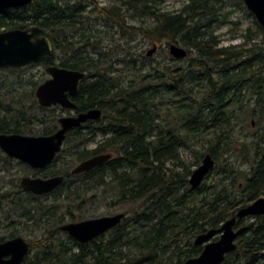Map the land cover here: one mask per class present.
<instances>
[{
    "label": "trees",
    "instance_id": "obj_1",
    "mask_svg": "<svg viewBox=\"0 0 264 264\" xmlns=\"http://www.w3.org/2000/svg\"><path fill=\"white\" fill-rule=\"evenodd\" d=\"M164 1L112 0L101 5L98 0H32L0 10V31L39 25L51 38L53 51L36 63H56V50L60 49L63 59L59 65L86 72L74 99L81 110L100 107L101 121L91 123L90 135L77 132L75 138L85 143L98 131L107 133L109 125L114 136L93 150L83 148L81 158L111 144L119 160L144 165L139 179L137 176L119 183V201L132 206L117 225L86 242L73 237L71 244L53 239L36 253L31 264H181L198 254L201 246L193 244L179 252L174 245L180 237L193 239L219 226L238 208L264 194V47L246 45L251 35L264 34L263 26L256 18V28L253 33L248 28L247 39L224 45L209 26L229 2L246 8L244 0H185L177 11L165 9ZM90 11L103 18L104 30L90 18ZM115 26L122 33L126 28L122 37L127 43L130 34L142 32L146 40L165 41L168 50L172 42L181 44L188 54L176 57L165 50L167 56L180 63L146 69V59L139 64V58L148 59L147 51L144 55L140 48L124 49L117 54L113 50L116 46L102 43L109 35L107 27ZM110 36L113 39V34ZM254 62L255 69L246 68ZM27 94L34 97L33 91ZM247 94L255 96L253 114L258 119L254 118L257 127L242 156L243 162L251 164L244 171L245 180L239 179L243 170L229 166L226 158L214 182L208 184L205 180L211 169L202 183L191 185V165L183 160L182 149L208 135L206 151L196 155V162L207 153L216 161L226 153L231 157V150L239 152L231 141L241 113L237 106L243 105ZM166 161H172L168 172L162 170ZM155 163L160 170L149 173L158 166ZM105 173L103 164L84 172L87 177L78 196L107 183ZM128 185L133 188H126ZM82 218L74 215V219ZM242 222L248 229L221 264H261L264 213L248 216Z\"/></svg>",
    "mask_w": 264,
    "mask_h": 264
},
{
    "label": "flooded vegetation",
    "instance_id": "obj_2",
    "mask_svg": "<svg viewBox=\"0 0 264 264\" xmlns=\"http://www.w3.org/2000/svg\"><path fill=\"white\" fill-rule=\"evenodd\" d=\"M48 64H58V63H48ZM48 64H46V66ZM16 68H20V67H16ZM47 78H45L43 81H45ZM24 81H20L18 85L15 84L11 87H13L14 90L16 91H19V93H21L22 91H20L21 89L20 87L23 86L22 83ZM28 81L29 80H27L26 82ZM43 81H41L40 83H42ZM38 85L35 88V96L38 100V107L52 108L55 106H60L61 108H63L61 113L59 111L44 112L43 115L41 116L35 115V112H31V111H27V112L21 111V112L13 113L11 109L16 110V109L28 108L27 105L24 106V104L22 103L13 104V105L12 103H15L16 101L24 102L30 99L31 98L30 95L27 94L29 92H27L28 90L25 89L23 95H19V94L17 95L14 94V92L11 91L10 89L6 90V86L9 85L0 83V102L5 103V104L0 103V138L2 136H10V135H20V136L52 135L55 132H57L58 129L61 128V121H60L61 117L66 115H78L80 112L88 110V109L81 110L78 108V104L74 99L78 90L73 96H70L71 99L76 103V106L74 107H65L59 103L51 104V105H43L40 103L36 95V89ZM30 92L32 91L30 90ZM30 113H32L33 115H30ZM108 114L112 115V113H108ZM100 119L101 116L89 118L83 121L80 125L68 129L66 132V136L60 145V149L56 151L54 157L50 161H48L43 165L41 164L33 165L29 161L16 155V153L15 154L10 153L8 149L5 147L7 145L12 148H17V147H22V145L26 146L27 143L16 141L13 138L12 139L4 138L3 143L0 140V264H10L9 262L12 259L18 258L20 256V253L23 251L25 245H27L28 249L23 253L22 256L23 258L16 264H31L36 253L42 250L45 246H49V244H51L50 242L53 239L60 238L61 240H65L67 244H71L74 242L72 239L75 237L71 235L69 231L63 229L62 225L69 222L81 220V219H74L75 214L72 210L75 209L74 206L76 205V203L69 201V203H67L66 205L67 207L65 208V211H62L61 208L59 207L60 202H58V200L63 198H71V197H73V199L80 198V196H78L80 177L81 174H83L86 171L74 172L73 169L77 164H79L81 160L98 153H108L110 156L107 158V160L95 166L92 169H95L96 167L103 164L106 172L105 173L106 182L107 183L110 182L111 184H113L112 185L113 187H116V189L120 190L119 196H121L122 194L121 185H119L121 180L125 181L127 179H135L137 176L138 179L140 178L142 174V169L144 168L143 163L130 164L128 160L126 161L119 160L117 149L111 144L107 145L105 150L101 152H97L85 158H81L80 145H84V143H79L80 139L75 138L76 137L75 133L82 132L85 135L86 134L90 135L91 132L93 131V129L91 128L93 127L91 126V123L94 124L95 122L96 124ZM37 124H40L41 127L39 128L34 127V125ZM106 125H108L107 119H106ZM108 127H109V131L107 133H104L105 137L99 140L97 145L100 142H102L104 139L106 140L108 139L109 141L114 136V132L111 126L109 125ZM96 146L94 148H96ZM76 161L79 162L76 164ZM168 163L171 165V168L167 167L166 164ZM155 165L158 166H156V168L154 167L153 170L149 169V173H153L154 171L160 170L159 164L155 163L154 166ZM163 169H165L167 172L169 171L168 169L171 170L172 161H166L165 164L162 166V170ZM194 169L193 170L191 169V174L194 171ZM191 174L188 178L190 184H191L190 182ZM58 175H63L64 179L56 187H54L49 191L35 192L32 189L26 188L23 184V180L26 177L46 179ZM202 181H204V179ZM129 187H132V185H128L126 188ZM137 187L139 188L138 185ZM117 202L120 203V201ZM240 208H238L235 214H233L229 218L236 216V221L232 225V228L234 230H237L242 226H245V229H243L241 233L237 235V237L235 238L234 242L236 244V247L227 251L225 253L224 258L226 257L227 254L233 252L237 248L238 238L241 235H243L244 232H246L248 229V225L244 224L242 220L248 216H255V215H245L243 217L238 216L237 214ZM118 212H124L126 215L125 211H117L115 213ZM223 222L219 226L210 227L206 231H202L198 233L196 237L193 239L187 238L182 245H181V240H179L178 244L174 246L178 248L179 252L188 250L189 248L192 247L193 244L201 246V251L198 254H195L190 257L198 256L203 251L205 245L208 242L218 240L220 238L222 230L216 232L210 238L201 240L199 242L196 241L198 235L201 233H205L212 228L220 227L223 224ZM108 230L104 231L103 233L107 232ZM223 260L219 264H221Z\"/></svg>",
    "mask_w": 264,
    "mask_h": 264
},
{
    "label": "water",
    "instance_id": "obj_3",
    "mask_svg": "<svg viewBox=\"0 0 264 264\" xmlns=\"http://www.w3.org/2000/svg\"><path fill=\"white\" fill-rule=\"evenodd\" d=\"M32 0H0V9L7 7H17L29 4ZM247 7L254 13L257 20L264 28V0H244ZM157 49V44L147 50L151 55ZM53 51V42L51 38L43 33V28L39 25L30 27H15L0 31V68L21 67L29 63L36 62L42 57ZM169 51L176 57H183L188 54V49L176 42L169 45ZM46 70L50 76L40 83L36 89V95L43 105L61 104L65 107L76 106L75 101L71 99L77 90L80 80L85 76V71L61 66L58 64H48ZM102 114L100 107H92L87 111L80 112L78 115H66L60 118L61 128L52 135L42 136H20L10 135L2 136L4 138L14 139L16 141L27 143L22 147L12 148L5 146L8 151L22 157L33 165H43L50 161L66 136L68 129L80 125L83 121L99 117ZM253 123L254 119L252 120ZM110 155L108 153H98L87 157L79 162L73 169L74 172H84L105 162ZM215 159L210 153H207L202 162L194 169L191 174L190 182L193 186L199 185L209 171L214 167ZM64 179L63 175L50 178H30L26 177L23 184L26 188L35 192L49 191L56 187ZM264 213V195H260L249 204L241 207L238 216L257 215ZM125 216L124 212L107 214L95 217H88L78 221L69 222L62 225V228L69 231L71 235L82 242L89 241L104 231L115 226ZM236 221V216L223 222L218 228H212L205 233L198 235L196 241L199 242L210 238L216 232L221 231L218 240L208 242L203 251L195 257L186 259L181 264H219L225 256V253L236 247L234 242L237 235L241 233L245 226L237 230L232 228ZM24 246L20 256L12 259L9 263L16 264L23 257L27 250Z\"/></svg>",
    "mask_w": 264,
    "mask_h": 264
},
{
    "label": "rangeland",
    "instance_id": "obj_4",
    "mask_svg": "<svg viewBox=\"0 0 264 264\" xmlns=\"http://www.w3.org/2000/svg\"><path fill=\"white\" fill-rule=\"evenodd\" d=\"M88 1V0H85ZM185 0H165L163 2V7L168 10L177 11L181 8ZM101 5H108L112 2V0H98ZM245 4V2H244ZM93 5H90L89 8H92ZM90 15V18L93 19L94 23L97 27L104 30V25L102 22V17H97L98 14L95 12H87ZM2 13L0 12V15ZM256 16L254 13L247 7L237 6L235 4H230V2L224 7L222 14L209 26V30L212 31L213 34L217 35L220 43L224 45H233L243 42L247 39L248 28L251 30L250 33H253L254 29L256 28ZM132 22V21H129ZM151 22L148 20L147 23ZM137 25H140L139 21ZM124 28V33H125ZM101 30V31H102ZM103 32V31H102ZM109 35L102 41V43H107L109 46H116L114 47V51L119 54L120 51L124 49H131V51H136V49L140 48L143 50L144 55H146V51L151 48L154 43L157 44V49L151 54L148 55L147 58H143L140 56L139 64L146 59L148 67L146 69H150L153 67L158 66H168L175 63H180L178 60H172L171 57L166 55V51L169 54L168 46L165 41L162 42H152L151 40H146L142 32H137L130 34L128 36L129 42L127 43L125 38H123L122 30L120 27L115 26L113 28L107 27V31ZM113 34V39L110 36ZM251 40L246 44L247 46L252 45L253 43H257L264 47V34L259 33L256 35H251ZM166 48V49H165ZM166 50V51H165ZM140 53V51L138 52ZM56 54L58 56L56 63H59L61 59H63L62 51L60 49L56 50ZM45 64L43 63H30L26 66L21 67V69L17 70H9L0 68V83L9 85L6 86V90L10 89L14 92V94L23 95L25 89L28 90L27 92L31 93L33 91L34 97L30 95V99L24 101V106H28L27 111L35 112V115H43L44 112H51V111H59L61 113L62 109L60 106H55L52 108H39L38 107V100L35 96V88L36 86L43 81L45 78L49 77L50 73L46 70ZM257 67V63H250L246 65L248 69H255ZM25 80V81H24ZM29 80L28 82H26ZM20 81H24L22 83V87H20L21 93L19 91L14 90L13 85H18ZM249 91V90H248ZM247 91V92H248ZM6 94V93H5ZM254 98L251 94H247L245 97V101L243 105H238V110H240V114L238 116V123L236 128L234 129V133L232 135V146L239 147V152L231 150V157L228 154H224L219 160H216L215 166L212 168L209 176L205 179L208 184L214 182L216 171L218 167L224 165L226 163V158L228 159L227 164L234 165L235 169L243 170V173L240 174L239 179H244V171H248L251 167L249 162H243L242 156L246 154L245 146L246 143H250L254 129L257 127V123L254 125L251 124L252 119H258V116L253 114L254 112ZM242 106V107H241ZM244 109V111H242ZM67 111V110H65ZM246 112V113H245ZM30 115H33L30 113ZM34 127L39 128L41 127L40 124L34 125ZM43 127V126H42ZM105 135L103 132L98 131L95 133L94 137L89 139L84 145H80V150L83 151L84 149H93L99 140L104 138ZM208 135L202 137L198 140L197 143H192L190 147H184L182 149V158L183 160L191 165V169L193 170L196 168L202 161V158L196 162V155L199 152L206 151L208 146ZM84 148V149H83ZM241 154V157H236L237 155ZM79 161H76V164ZM168 168H171V165L168 163L166 164ZM165 170V169H164ZM170 170V169H168ZM86 175L81 174L80 183H79V191L80 185L83 180L86 179ZM110 182L105 183L103 186L97 187L86 193L83 197L80 198H63L59 199L60 208L62 211H65L67 207V203L69 201L75 202L76 205L74 206V214L79 217L87 218L105 214H112L117 211H128V209L132 206L128 203L121 202L118 203V198H120V190L116 189V187L112 186ZM264 195V194H263ZM135 204L134 206H136ZM83 206V209L81 207ZM63 213V212H61ZM67 220V219H66ZM60 224V223H58ZM181 240V245L187 239L186 236H182L179 238ZM261 264H264V259L261 260Z\"/></svg>",
    "mask_w": 264,
    "mask_h": 264
}]
</instances>
